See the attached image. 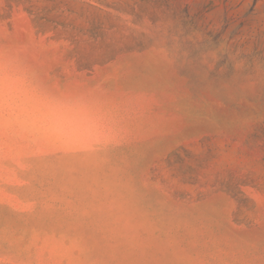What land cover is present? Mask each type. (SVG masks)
<instances>
[{
    "label": "rangeland",
    "instance_id": "374dc122",
    "mask_svg": "<svg viewBox=\"0 0 264 264\" xmlns=\"http://www.w3.org/2000/svg\"><path fill=\"white\" fill-rule=\"evenodd\" d=\"M0 60L103 129L0 136V264H264V0H0Z\"/></svg>",
    "mask_w": 264,
    "mask_h": 264
},
{
    "label": "clouds",
    "instance_id": "9594fccd",
    "mask_svg": "<svg viewBox=\"0 0 264 264\" xmlns=\"http://www.w3.org/2000/svg\"><path fill=\"white\" fill-rule=\"evenodd\" d=\"M102 131L99 117L84 104L47 94L26 65L0 60V136L60 144Z\"/></svg>",
    "mask_w": 264,
    "mask_h": 264
}]
</instances>
